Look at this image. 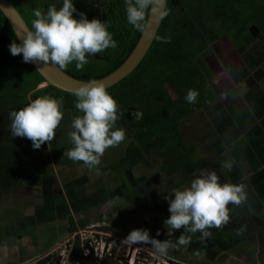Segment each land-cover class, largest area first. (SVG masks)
Masks as SVG:
<instances>
[{"label": "trees", "instance_id": "16d2710c", "mask_svg": "<svg viewBox=\"0 0 264 264\" xmlns=\"http://www.w3.org/2000/svg\"><path fill=\"white\" fill-rule=\"evenodd\" d=\"M11 1L29 29L34 9L46 13L50 5L57 9L62 6V0ZM73 4L77 10L73 13L74 18L79 19L82 12L89 20L95 18L106 23L118 46L87 56L88 63L82 70L78 71L73 62L62 71L82 82L100 80L125 62L142 33L127 22L124 0H73ZM166 8L169 14L161 21L140 63L129 75L106 89L119 106L120 118L115 128L125 130L124 141L107 149L102 156L105 162L100 169L112 175L124 174L139 165L152 168L151 160L156 158L161 161L162 171L184 178L207 167H221L219 159L195 160L193 146L180 130L184 120L182 106L175 104L171 92L181 95L212 80L215 68L207 59L212 56L213 45L221 40L228 41L229 45L239 41L251 44L254 41L248 31L251 24L258 27L255 40L264 51V0H167ZM157 36L169 38L170 42H161ZM14 40L18 43L0 12V191L15 190L24 185L37 186L42 176L53 173L55 165H84L63 156V152L72 147L67 136L72 130L71 121L82 115L75 108L76 98L44 86V79L30 63L23 62L22 55L10 54L9 44ZM45 95L57 100L63 97L61 111L64 115L53 141L37 150L33 149L29 139L11 135L9 113ZM136 111L143 114L139 121L131 115ZM202 134L199 140L206 148L211 147L208 142L218 135L212 127ZM68 225V232L73 233L84 229L87 222L82 218H70ZM207 231L211 233L207 238H202V233L197 231L193 243L201 246L207 240L220 253L235 246L225 240L226 235L220 230ZM79 249L76 238L70 250L72 263L81 259ZM103 259V264H111L107 255Z\"/></svg>", "mask_w": 264, "mask_h": 264}, {"label": "rangeland", "instance_id": "374dc122", "mask_svg": "<svg viewBox=\"0 0 264 264\" xmlns=\"http://www.w3.org/2000/svg\"><path fill=\"white\" fill-rule=\"evenodd\" d=\"M248 28L251 40L254 39L251 44L239 41L235 44L231 43L232 46H230L228 41L221 40L213 45L214 51L207 61L211 67L215 68L216 74L212 80L192 89L198 93L195 103H188L185 100L187 93L176 96L171 92L175 104H177V106H182L181 110L184 113V120L180 125V130L183 137L193 146L195 160L205 161L209 159H219L223 161L222 165H224L225 162H229L230 164L234 161L239 162V169L237 170H235V167L230 170H227L228 168L225 167L222 169L220 167H207L203 169L209 171L214 170L219 176L221 183H230L224 176L225 172L229 174V176H235L237 172H239L238 174H241L243 171V173H245L244 178L246 180L249 179L248 174L245 172L246 168L244 167L247 163H244L242 166L241 162L252 160V155L254 156V154H252L249 144H244L240 148L236 141L232 142L231 145L225 144L223 149L224 142L220 138L221 132L219 130H221V127L219 128V126H217L219 136L217 135V137L212 138V140L208 142L210 145L213 144L210 149L206 148L205 143L199 139L206 129L213 128L218 121L212 122L211 125L207 121L201 119L207 111H216V113L219 114L217 107L214 104L212 105L216 100H219L221 105L227 107L228 110H239L243 105L244 101L242 100V97L247 94L249 89H251L247 84L246 78L256 76V72L251 71V68H249L245 60L242 61L240 55L253 54L257 51L255 50L256 48L260 50L259 43L255 40L259 33L256 32L258 28L253 24ZM253 31L255 33H253ZM217 48H219L220 51ZM261 53L264 56V51H261ZM259 57L261 59V54ZM233 58L240 60L243 70L249 71L245 75L246 78L238 84H235L234 82L237 78L242 76L243 71H241V69L236 70L237 67L234 66L235 63ZM233 66L235 68H233ZM261 69V72L264 75V63ZM224 78L227 81V83H225L226 88L221 90L218 86H221ZM239 80L240 78L237 79L238 82ZM254 80H258V75ZM247 137L249 139L251 138L249 135ZM262 148H264V146ZM240 152L243 154V158L236 160L238 157H235L238 153L241 154ZM104 162L105 159L101 157V163L92 169L85 166L74 167V165L71 166L70 164L62 167H57L55 165V168L57 169L60 168L62 171L67 169L69 172H72L70 176H74L75 174L76 176H74V178L85 177L86 182H65L66 184L64 186V183L60 180L62 182L60 183V186L64 191L70 190L73 192L75 197H72V203H74L75 206L70 210L66 203V210H64L62 214H57L54 208L55 222H48L43 226L50 231L51 226L54 225V223H59L58 230H55V235H49L50 233H48V239L46 236L47 241H45V237L43 236L41 242L43 243L45 241V245H38L36 247L37 251L45 249V246L52 251L48 256H44L43 253H35L34 256H28L27 259L23 257L24 259L21 260L20 257L17 264H49V262H53V264H74L69 260V251L73 245L72 237L74 234H70L67 231L66 216H73L76 219L82 218L86 220L88 226L84 230H80L84 231L82 232L81 237L77 235L80 242L84 243L88 241L89 238L94 239L95 243L98 242L97 245L94 244L97 248V252L95 254H90L86 260L88 264H93L91 261L95 260L98 262H94L95 264H101V262H103V252L101 249L105 248L104 243H109L111 247L109 248L111 249V256H109L111 264H120V262L123 261L121 256L125 254L127 249H137L140 253L144 252V249H148L153 253V256H155L153 260L154 264H156L158 259H171L180 262L181 264H224L226 261H230L229 257L234 260V257L237 255H241V258L247 261V263L243 264H264V225L261 223L262 217H264V200L259 196V193L264 195V186L260 187V183L258 184L260 186H258L257 183L243 184L245 185L246 191L245 201L239 206L229 204V222L220 228H210L220 230L226 235L225 240L228 243L235 245L233 249L229 250V252L226 251L220 253V251L213 249V245L207 240H204L201 246L195 245L192 240L195 235H197V232L185 233V236L191 238L189 245L176 246V239L183 232V229L173 231L164 224V221L170 214L165 216L163 221L155 218L152 214V210L154 206L157 205V202L164 209H168V201L165 197L169 198L170 195L173 194V190H183L184 188L189 187L191 180L197 176L200 171L189 178L169 175L162 171L160 165L161 161L156 158L152 168L134 166L133 168L128 169L125 175L126 179H129L130 177V179H139V181L136 183H125L126 190L120 193L118 192L119 194H114V192L107 190L112 189L117 192L119 185L118 177L121 176L110 178L109 171L105 172V170L100 169L104 166ZM222 170L227 171L223 172ZM153 175L155 181L153 184H150L148 181ZM75 180L79 181V179ZM111 181H113L112 184L108 183ZM96 183H98V185H96ZM230 184H242L241 179ZM39 187V185H24L19 189L0 191V219L12 215L13 209H20L25 205L27 206V209H30L23 212L18 211V214L20 217H23L21 219L25 221L24 224L32 222V218L36 216L37 212L35 208H31V200L27 195H29L30 192L32 194L38 193ZM110 192L114 197H111ZM163 192L166 193L161 195ZM253 194L255 195V200L253 199ZM256 194H258L259 199L256 198ZM115 202H118L117 206H113ZM110 204L112 206H109ZM140 209H143L144 214L138 215L137 211ZM37 210L41 211V206H38ZM134 229H145L151 237L161 241L171 240L173 246H170L167 253L162 255L158 253L150 243L135 245H126L125 243H122V240L127 234ZM157 233H159V235H157ZM99 239L102 241L101 244L99 243ZM30 243L31 239L29 240V245ZM21 248L22 247H20V250H22ZM56 260L58 261L56 262ZM125 264H127V262Z\"/></svg>", "mask_w": 264, "mask_h": 264}, {"label": "clouds", "instance_id": "9594fccd", "mask_svg": "<svg viewBox=\"0 0 264 264\" xmlns=\"http://www.w3.org/2000/svg\"><path fill=\"white\" fill-rule=\"evenodd\" d=\"M124 4L127 22L141 33L145 32L149 14L155 15L159 20H163L169 14L165 0H124ZM76 11L73 0H62L59 9L55 5H50L46 13L41 9H34L31 29L20 37L21 43L14 40L9 44L10 54L22 55L24 63L37 65L50 63L61 70L75 62V68L79 71L88 63L87 56H95L106 49H115L118 46L107 30L106 23L95 18L89 20L82 12L79 13V19H76L73 16ZM156 39L170 42L166 37L157 36ZM72 95L76 98L75 108L82 115L73 117L71 121L72 130L67 136L72 147L64 151L63 156L74 162H83L87 168L92 169L101 163V157L107 149L118 146L125 139V130L115 128L120 118L119 106L106 90L104 83L95 79L78 86ZM197 96L195 90L189 89L185 100L188 103H195ZM62 101L63 97L57 100L45 95L30 100L19 110L11 111L9 113L11 135L29 139L33 149L37 150L45 143L50 144L63 120ZM131 115L139 121L143 114L136 111ZM222 166L231 168L229 162ZM230 183H221L214 170H201L191 180L189 187L173 190L169 198L165 197L170 215L164 224L173 231L183 229L176 239V246L190 244L191 238L185 236V233L200 231L202 238H207L211 235L207 229L220 228L229 222L228 205L239 206L246 199L245 185ZM18 211L20 209H13V213ZM77 231L70 234L75 235ZM76 238L77 235L72 239L73 244ZM122 243L126 245L150 243L162 255L173 246L171 240L155 239L145 229L131 230ZM51 251L49 249L44 256H48ZM87 258L81 256L74 264H88ZM170 260L162 261L169 264ZM94 262L98 263L91 261L95 264Z\"/></svg>", "mask_w": 264, "mask_h": 264}, {"label": "crops", "instance_id": "0c3cea01", "mask_svg": "<svg viewBox=\"0 0 264 264\" xmlns=\"http://www.w3.org/2000/svg\"><path fill=\"white\" fill-rule=\"evenodd\" d=\"M261 67L262 65L258 69L260 70ZM237 69H241V71H243L242 76H240L239 78H246L245 75L249 71L243 70L241 66L239 68L237 67L236 70ZM251 71L253 70L251 69ZM237 79L234 82L235 84L242 82H238ZM242 100L244 102L239 110H228L227 107L221 105V102H219V100H216L212 103V105L214 104L217 107L219 114H217L216 111H207V113L203 115L202 119L207 122L209 121L208 123L211 125L212 123H210V121H218V123L215 124L213 128L217 130V134L219 136L217 126H219V128L221 127V130L219 131L221 132L220 138L224 142L223 149L225 144L231 145L232 142L236 141L239 144L240 148L244 144H249L250 150L252 154H254V156L252 155V160L241 162L242 166L244 163H247L244 167L246 168L245 172L248 174L249 179L246 180L244 178L245 173H243V171L241 174H238L239 172H237L235 176H229V174L225 172L227 170L234 169V167L235 170L239 169V162L237 161H234L231 164L230 169L222 170L223 172H225V178L232 183H235L237 180L241 179L242 184L257 183L258 185L260 183L261 186H258L263 187L264 148L262 147L264 146V75L262 74V72H260L258 81L256 82L254 89L252 90L251 87V89L247 91V94L242 97ZM248 135L251 137L250 139L247 137ZM208 149H210V147ZM237 157L238 159L236 160H240L243 158V154L238 153L235 158ZM221 162L222 163L220 168L222 169L223 161ZM256 195V198L259 199L258 194ZM254 196L255 195L253 194V199ZM259 196L264 200V195H261V193H259ZM34 208L37 214L34 218H32L33 221L28 224H24L25 221L21 219L23 217H20L18 213H13L12 215L7 216L4 219H0V264H17V261H19L20 257L21 260H23L24 258L27 259L28 256H34L35 253H43L45 255L49 250L48 247L45 246V249L37 251L36 247L38 245H45V241H47L48 239V233H50L49 235H55V230H58L59 223H54V225L51 226L50 231H48V229L43 226L48 222H55V213L53 212L52 215H48L47 213L42 214L41 211L37 210L38 206H35ZM140 211L141 214H144L143 209ZM158 211L160 213V216L157 219L162 221L164 220L165 216L170 214L168 212V209H164L161 205H159ZM137 213H139V210L137 211ZM156 213L157 211L153 210L152 214L154 215V217L157 216ZM261 223H263L264 225V217H262ZM43 236L45 237V241L42 243L41 238ZM30 239L31 243L29 245ZM20 247H22V250H20ZM229 260V262L226 261L224 264H243L245 262V260L241 258V255H237L236 257H234V260L229 257Z\"/></svg>", "mask_w": 264, "mask_h": 264}, {"label": "water", "instance_id": "95a60500", "mask_svg": "<svg viewBox=\"0 0 264 264\" xmlns=\"http://www.w3.org/2000/svg\"><path fill=\"white\" fill-rule=\"evenodd\" d=\"M167 0H165L166 6ZM0 12L7 20L11 30L13 31L17 42L21 43L20 37L28 30V26L25 21L15 9L11 0H0ZM162 20H159L155 15L149 14L145 32L141 34L139 41L137 42L134 50L125 60V62L114 72L108 76L98 80L104 83L106 89L117 84L127 75H129L136 66L140 63L148 49L150 48L152 41L160 27ZM36 72L44 79L45 86L54 87L60 91H64L72 94L73 91L80 85L88 82L78 81L68 75H66L57 66L49 64H35L30 63ZM81 264V263H80ZM169 264H180L176 261L170 260Z\"/></svg>", "mask_w": 264, "mask_h": 264}, {"label": "flooded vegetation", "instance_id": "af4514ba", "mask_svg": "<svg viewBox=\"0 0 264 264\" xmlns=\"http://www.w3.org/2000/svg\"><path fill=\"white\" fill-rule=\"evenodd\" d=\"M230 46H232V44L230 43ZM254 48V47H253ZM231 50H232V47H231ZM257 50L255 53H251V54H248V55H245V54H242L240 55L242 57V61L245 60V62L247 63V65L254 71L256 72L255 75L256 76H252V77H249V78H246V81H247V84L249 87H252V89H254L255 87V84L256 82L258 81H255L254 79L257 77L258 75V78H259V75H260V70L258 69L261 65H263L264 63V56L263 54L261 53L260 50H258L257 48L255 49ZM261 54V59L259 57V55ZM233 61L235 63L234 66L236 67H240L242 66V63L240 62V60L236 59V58H233ZM233 66V68H235ZM238 70V69H237ZM242 79V80H241ZM223 82L221 83V86H218L219 89L223 90V88H226V85L225 83L227 82L226 79L224 78V80H222ZM239 81H243V78H240ZM154 160L155 159H152L151 160V164H154ZM64 165H60V166H57V167H62ZM81 167H83L84 165H79ZM139 166H142V165H139ZM70 167V166H69ZM75 167V166H74ZM143 167H146V166H143ZM57 168L53 167V173L50 174V175H44L41 177V183L39 184V192L38 193H31L29 195H27L28 198H30V202L32 204L31 208H34V206H41V213L42 214H45L47 213L48 215H52L53 212H54V208H55V211L57 212V214H62L64 212V210H66V203L68 204L70 210H72V208H74V203H72V197H75L73 192L70 191V190H66L64 191L62 189V187L60 186V183H64L65 182H69V183H76V182H86L84 181V179L86 178H82V177H75L76 176L74 174V176H70V174L72 172H69L67 169L62 171L60 168ZM128 171V170H127ZM110 174V178H113V177H117V176H121V177H118V191L121 190V191H124L126 190L125 187H126V184L125 183H136L138 180H134V179H126L125 175H126V172L124 171V174H120V175H112V173H109ZM75 179H79V181L75 180ZM62 180V182L60 181ZM75 180V181H74ZM110 181V180H108ZM155 181L154 179V175L149 179V183L150 184H153V182ZM104 182V181H102ZM108 183H113V181L111 182H108ZM96 185H98V183H96ZM38 186V185H37ZM63 186V184H62ZM65 186V185H64ZM107 191H112L114 192V194H119L117 192H115V190H107ZM111 193V192H110ZM166 192H163L161 195L165 194ZM111 197H114V195H112L111 193ZM157 197V196H156ZM155 197V199H156ZM119 202V201H118ZM118 202H115L113 204V206H117L118 205ZM45 207H44V206ZM159 203L157 202V205L154 206L153 210H156L157 213H156V217L155 218H159L160 216V213L158 211V207H159ZM109 206H112L111 204ZM30 209V208H28ZM27 209V206H23L20 208V211L23 212V211H26L28 210ZM142 210V209H140ZM139 210V213L138 215H141V211ZM152 210V212H153ZM161 210V208H160ZM72 215H74L73 213H71ZM66 228L69 227L68 225V222H69V219L72 218L73 220H77L76 218H74L73 216H66Z\"/></svg>", "mask_w": 264, "mask_h": 264}, {"label": "built area", "instance_id": "2783aa9c", "mask_svg": "<svg viewBox=\"0 0 264 264\" xmlns=\"http://www.w3.org/2000/svg\"><path fill=\"white\" fill-rule=\"evenodd\" d=\"M84 231H78L77 234L75 235H79L81 237V234ZM74 235V236H75ZM73 236V237H74ZM72 237V239H73ZM79 241V245H80V252L81 255L84 257H88L90 254H95L97 251V248L95 247V245L98 244V242H94V239L89 238L88 241L82 243ZM101 240L99 239V243L101 244ZM95 244V245H94ZM73 246V245H72ZM104 249H101V251L103 252V256L102 259L104 257V255H107L108 257L111 256V248L109 243H104ZM143 249V248H142ZM144 252H139L137 249H127L125 254H123V256H121L123 258V261L120 262V264H125L127 262V264H154V257L153 253L150 252L148 249H144ZM110 258V257H109ZM97 262V260H95ZM162 260L158 259L156 264H160ZM164 262V261H163ZM102 264V263H101Z\"/></svg>", "mask_w": 264, "mask_h": 264}, {"label": "bare ground", "instance_id": "6f19581e", "mask_svg": "<svg viewBox=\"0 0 264 264\" xmlns=\"http://www.w3.org/2000/svg\"><path fill=\"white\" fill-rule=\"evenodd\" d=\"M160 264H167V263H165V262L161 261V262H160Z\"/></svg>", "mask_w": 264, "mask_h": 264}]
</instances>
